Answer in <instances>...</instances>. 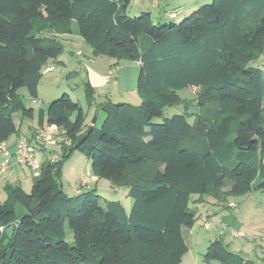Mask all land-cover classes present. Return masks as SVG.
<instances>
[{"label": "trees", "instance_id": "trees-1", "mask_svg": "<svg viewBox=\"0 0 264 264\" xmlns=\"http://www.w3.org/2000/svg\"><path fill=\"white\" fill-rule=\"evenodd\" d=\"M129 2L0 0V143L17 133L16 117L55 125L67 142L57 161L41 164L28 194L4 187L0 264H180L182 229L195 223L191 202L264 193V0H212L178 24L128 16ZM73 22L94 56L139 63L140 104L99 103V129L85 126L66 93L36 116L20 94L37 99L47 63L62 53L58 36L73 32ZM261 58L263 69L254 65ZM188 89L196 91L193 121L186 112L164 116ZM84 96L95 102L89 83ZM74 152L96 179L127 189L128 214L95 190L64 192ZM203 260L248 264L221 239Z\"/></svg>", "mask_w": 264, "mask_h": 264}, {"label": "rangeland", "instance_id": "rangeland-1", "mask_svg": "<svg viewBox=\"0 0 264 264\" xmlns=\"http://www.w3.org/2000/svg\"><path fill=\"white\" fill-rule=\"evenodd\" d=\"M211 1L130 0L126 13L128 16H137L140 12H150L154 24H169L171 22L178 24L193 10L202 4H209ZM170 12L177 15L174 20L168 18L167 14ZM71 29L76 34L71 32L58 36V40L62 45V53L57 62L50 60L46 65V67H51L48 68L50 70L42 73L38 86V100L32 102L33 99L27 97L25 90H21L20 94L25 105L33 107L37 112L39 109H45L49 102L66 93L73 102H78L82 108L85 125L88 126L91 123L96 129H99L104 119V114L99 107V103L103 98L108 97L111 103L140 104V98L136 92V78L139 69L137 62L117 61L107 56H94L91 48L84 42H80L74 22ZM64 35L66 38L63 37ZM112 61L118 63L113 65L118 68L116 71V68L112 67L115 73L113 75L109 71V74L107 73V75H110V90L98 94V96L94 93L95 102L93 104L88 103L83 93V86L87 81V69L93 67L98 70L104 69L107 72ZM254 65L262 68L263 59L261 58ZM119 92H123V101L116 99ZM177 94L182 102L178 106L165 108L164 116L171 117L186 112L189 115L188 121L191 123L194 114L197 112L196 91L190 89L180 90ZM157 122L159 121L157 120ZM63 168L65 170H62L61 183L69 197L77 195L76 191L80 187L79 179L82 177L81 185L85 186L90 183L88 190H95L102 199L107 201L119 202L124 211L127 214L129 213L133 200L127 195V189L115 188L105 179H97L95 184L89 162L83 154L74 152L65 162ZM75 170L76 176L74 177ZM24 174L26 180L22 181V190L28 194L32 185V173L25 171ZM85 191L87 190H82V192ZM6 199L7 196L1 189L0 204ZM192 199L195 200L196 197L194 196ZM212 200V198L204 197V202L200 204L194 202L189 204L190 211L195 213V223L191 229H182L188 251L183 256L180 264H220L216 261L206 263L203 260L206 248L210 242L216 239L223 240L229 251L237 255L244 263L264 264V193L253 192L243 197L231 198V202L234 203H230L228 209L224 208V204L227 203L218 206L217 204L220 203H213ZM235 203L237 204L236 207L230 206L231 204L235 205ZM17 212L19 214L21 210L17 208ZM206 225L209 227L207 228ZM233 232L242 236H232ZM66 241L68 243L72 241L68 230Z\"/></svg>", "mask_w": 264, "mask_h": 264}, {"label": "crops", "instance_id": "crops-1", "mask_svg": "<svg viewBox=\"0 0 264 264\" xmlns=\"http://www.w3.org/2000/svg\"><path fill=\"white\" fill-rule=\"evenodd\" d=\"M150 15H151V13H150ZM167 16L169 19H174L177 15L174 12H170L167 14ZM72 31H73V29H72ZM73 33H75V32L73 31ZM63 37L66 38L65 35ZM80 42L82 43L84 41L80 38ZM59 57L54 61L57 62ZM48 63H47V65H48ZM109 64H110V62H109ZM117 64H118L117 62L112 61L111 64L109 65L107 72H105L104 69L98 70L97 68H93V67L92 68L90 67L87 69V71H86V79H87L86 83H89L91 88L94 90V93L96 96H98V94H101L104 92L106 93L107 91L110 90V82H111L110 81V75H107V73L109 71L110 74H112V75L115 74L114 71L112 70V67L116 68V71H117L118 67L113 66V65H117ZM138 64L139 63H137V66H139ZM50 67L51 66H47L45 69H48ZM138 69H139V67H138ZM116 82H117V80H116ZM85 84H84V86H85ZM84 86H83V93H84ZM122 93L123 92H119V94H117L116 99H120L118 101H123ZM95 95H94V97H95ZM36 100H38V90H37V99ZM107 101H110V100H108V97H105V98H103V100H101V103H104ZM46 109H47V107L45 109H42V110L45 111ZM34 113L36 116L35 109H34ZM15 124L17 126V133L14 134L13 136H11L5 142V145H6L7 149L9 150V152L12 153L14 151L15 144L19 139H21L23 137H27L28 140L31 142V144L34 146L35 156H36L38 162L40 163V165L44 162H47V161L55 162L58 160V158L61 154V146H62L61 144L60 145H44V144L37 143L34 140L35 131L39 128L46 127V126H44L45 124L42 127H39L37 124L36 118H34L33 120H21L19 117L15 118ZM89 126H93V124L90 123L86 127H89ZM65 144H67V142H65ZM63 170H65V168H63ZM25 171H28L30 174L32 173L29 169H26L24 167H11L5 172H1V170H0V190L2 189L3 192H5V194L7 196V192L4 190V187L6 185L19 186L22 188V181L26 180V177H25L26 175L24 174ZM63 175H64V171H63ZM73 175H74V177L76 176V170L74 171ZM33 177H35V176L32 174V179H33ZM81 180H82V177L79 179V182H80L79 186L80 187L76 191L77 194H80L82 192V190L88 191V186L90 183H88L87 185L84 186V185H81ZM93 182H95V184L97 183V179L95 177H93ZM212 202L216 203L218 201L213 199ZM230 203H234V202H231V198L228 199L227 204H224V206H225L224 208H227ZM217 205L218 206L222 205V203L217 204ZM236 205L237 204L235 203V207H236ZM231 235L235 236L236 233L233 232Z\"/></svg>", "mask_w": 264, "mask_h": 264}, {"label": "built area", "instance_id": "built-area-1", "mask_svg": "<svg viewBox=\"0 0 264 264\" xmlns=\"http://www.w3.org/2000/svg\"><path fill=\"white\" fill-rule=\"evenodd\" d=\"M50 69H45L46 72ZM35 102V100H32ZM34 140L37 143L44 145H60L66 142L62 131L55 125H48L44 128H39L35 131ZM40 163L35 156V149L27 137L19 139L11 153L7 149L5 143H0V170L7 171L11 167H24L29 169L34 176H37L40 171ZM235 207V205H230ZM208 228L209 226L206 225ZM236 236H242L236 233Z\"/></svg>", "mask_w": 264, "mask_h": 264}]
</instances>
